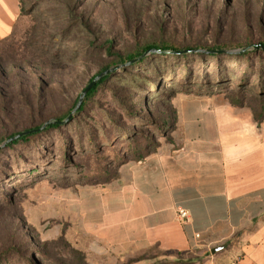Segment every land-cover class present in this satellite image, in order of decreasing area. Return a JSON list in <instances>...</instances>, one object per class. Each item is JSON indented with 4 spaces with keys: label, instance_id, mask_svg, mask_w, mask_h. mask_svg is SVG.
<instances>
[{
    "label": "rangeland",
    "instance_id": "rangeland-1",
    "mask_svg": "<svg viewBox=\"0 0 264 264\" xmlns=\"http://www.w3.org/2000/svg\"><path fill=\"white\" fill-rule=\"evenodd\" d=\"M22 2L26 11L0 42V264H135L140 255L94 248L81 227L93 207L81 204L118 191L122 169L176 141L181 112L226 104L238 83L246 104L261 106L264 52L251 50L264 41V0ZM154 43L180 51L122 61ZM98 75L94 85L108 78L78 112ZM223 252L169 259L153 246L141 256L237 264Z\"/></svg>",
    "mask_w": 264,
    "mask_h": 264
},
{
    "label": "crops",
    "instance_id": "crops-1",
    "mask_svg": "<svg viewBox=\"0 0 264 264\" xmlns=\"http://www.w3.org/2000/svg\"><path fill=\"white\" fill-rule=\"evenodd\" d=\"M20 12V0H0V41ZM226 102L181 112L176 141L160 143L129 173L122 169L118 191L81 204L93 207L81 212V227L94 248L128 258L157 246L169 259L219 248L234 263L264 264V119Z\"/></svg>",
    "mask_w": 264,
    "mask_h": 264
},
{
    "label": "trees",
    "instance_id": "trees-1",
    "mask_svg": "<svg viewBox=\"0 0 264 264\" xmlns=\"http://www.w3.org/2000/svg\"><path fill=\"white\" fill-rule=\"evenodd\" d=\"M23 2H22V0H20V15H19V18L21 17V15L22 14H24V12L26 11L24 8H23V4H22ZM19 18H18V20H19ZM18 20H17V22H18ZM17 22L15 23V26H16V24H17ZM15 26H14V29H15ZM14 29H13V31H14ZM12 31V32H13ZM11 35V34H10ZM9 35V36H10ZM8 36V37H9ZM4 40V39H3ZM2 41V40H1ZM0 41V42H1ZM259 45H262V46H259ZM254 46V48H253V50H251L252 52H254V51H262V52H264V41H260L259 43H257V44H254L253 45ZM256 46H258V47H256ZM150 49H154V50H159V51H161L160 53H165L166 51H170V52H173V51H180V50H178V48H176V47H174V46H172V45H169V44H166V43H163V44H158V43H154V44H147V45H144L143 47H141V49L140 50H136V51H133V52H130L129 54H127L124 58H122V61H124V62H127V61H134L138 56H141V55H144V53L145 52H147L148 50H150ZM244 49H247V48H244ZM215 50H217L219 53H216L214 56H216V55H219L220 53H222V50H223V47H216V48H214V47H211V48H209V51H215ZM155 53H157V52H155ZM249 53H251L250 51H248V50H245V51H243V56H247ZM214 54V53H213ZM108 77L106 76V77H104L100 82H98L96 85H94L90 90H89V92L87 93V95L84 97V99H85V101L83 100V102H82V104H81V106L77 109V111L78 112H82L83 110H84V108H85V106H86V100L91 96V95H93L94 93H95V91L98 89V87L107 79ZM262 83V85L264 86V81L263 82H261ZM236 88H237V90L235 91V94H233V95H231V96H228V99H229V101L233 104V105H237V106H242V105H244V104H246V102H247V98L245 97V96H243V94H242V89H243V84H237L236 85ZM251 88H253V87H251ZM261 91V90H260ZM261 102V106L259 107V108H256L255 110H254V115H255V119L258 121V122H260V121H262L263 119H264V108H262V105L264 104V100H262V101H260ZM76 105H77V102H76V104H75V107H76ZM74 107V108H75ZM62 119H64V118H62ZM62 119H61V121H62ZM49 127L50 126H54V127H58V124H56V125H54V124H49L48 125ZM41 128V127H40ZM35 129H39V128H35ZM42 129V128H41ZM41 129H39V130H37V131H40ZM37 131H32V132H29V133H27V134H25V135H22V136H20V137H18V138H16V139H14V140H12V142H14V143H16V142H18V141H20V140H23V139H26V138H28L29 136H30V134H33V133H35V132H37ZM13 136H15V135H13ZM13 136H11V137H13ZM10 137V138H11ZM150 153V152H149ZM149 153H147L146 155H148ZM139 159H142V158H139ZM138 159V160H139ZM153 256H151V257H142L141 255H140V257L137 259V260H135L134 262H136V261H139V260H142V259H151ZM152 260V259H151ZM25 261V260H24ZM26 261H28L30 264H33L32 263V259L31 258H29V259H27ZM182 264V263H184V261H182V260H178V262H177V264ZM149 264H151V263H149Z\"/></svg>",
    "mask_w": 264,
    "mask_h": 264
},
{
    "label": "water",
    "instance_id": "water-1",
    "mask_svg": "<svg viewBox=\"0 0 264 264\" xmlns=\"http://www.w3.org/2000/svg\"><path fill=\"white\" fill-rule=\"evenodd\" d=\"M259 46H262V45H259ZM256 47H258V46H256ZM149 52H161V51H159V50H154V49H150V50H148L147 52H145V54H146V53H149ZM145 54H144V55H145ZM98 78H99V75L96 76V77L90 82V84H89V85L83 90V92H82L81 95L79 96V99H78L77 105H76V107L74 108L75 110L78 109V108L81 106V104H82V102H83V100H84V97L87 95V93L89 92V90H90V89L94 86V84L97 82ZM41 128H42V127H41ZM41 128H39V129H41ZM39 129H33V130H29V131H26V132L19 133V134L15 135V136L9 138V140H8L7 142L12 141V140H14V139H16V138H18V137H20V136H22V135H25V134H27V133H29V132L37 131V130H39ZM4 144H6V143H4ZM218 249H219V248H215V249L212 250V252H215V251H217Z\"/></svg>",
    "mask_w": 264,
    "mask_h": 264
},
{
    "label": "built area",
    "instance_id": "built-area-1",
    "mask_svg": "<svg viewBox=\"0 0 264 264\" xmlns=\"http://www.w3.org/2000/svg\"><path fill=\"white\" fill-rule=\"evenodd\" d=\"M188 211L187 210H185V209H180L179 211H178V217L181 219V220H186L187 219V217H188ZM199 236V235H198Z\"/></svg>",
    "mask_w": 264,
    "mask_h": 264
}]
</instances>
